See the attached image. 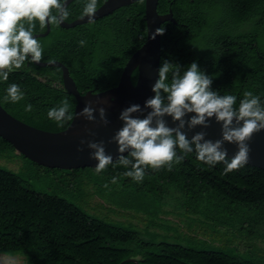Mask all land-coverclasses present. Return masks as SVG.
Returning a JSON list of instances; mask_svg holds the SVG:
<instances>
[{
  "label": "trees",
  "instance_id": "16d2710c",
  "mask_svg": "<svg viewBox=\"0 0 264 264\" xmlns=\"http://www.w3.org/2000/svg\"><path fill=\"white\" fill-rule=\"evenodd\" d=\"M86 2H72L65 21L80 18ZM103 2L98 0L97 8ZM169 10L175 23L161 25L160 67L169 60L184 71L196 62L212 77L214 91L237 97V107L245 91L260 96L264 104V0H159L158 13ZM45 31L37 22L35 34ZM146 32L145 0L75 28L50 25V33L38 38L44 47L42 62L52 58L63 63L81 94L102 92L118 84L126 63L145 43ZM81 40L85 41L83 46ZM137 74V70L132 74L133 84ZM12 83L20 85L25 98L5 103L3 97ZM63 98L70 101L75 113L76 100L64 89L60 68L26 61L6 82L0 81V105L13 117L41 130L60 132L70 125L72 121H65L60 127L47 115ZM28 104L31 111H25ZM0 150L14 148L0 137ZM177 153L182 154L178 148ZM225 167L223 162L204 164L193 151L171 171L148 168L140 183L124 177L127 169L119 165L110 164L103 172L110 178L117 176L124 187L142 192L175 185L189 194L193 203L198 202L201 192L208 191L234 206H263L264 170L246 164L225 175ZM0 254L24 256L28 264H261L222 251L145 241L136 231L95 219L61 197L33 190L20 175L2 167Z\"/></svg>",
  "mask_w": 264,
  "mask_h": 264
},
{
  "label": "clouds",
  "instance_id": "9594fccd",
  "mask_svg": "<svg viewBox=\"0 0 264 264\" xmlns=\"http://www.w3.org/2000/svg\"><path fill=\"white\" fill-rule=\"evenodd\" d=\"M66 4L67 0H0V81L6 82L9 74L22 68L26 61L39 63L44 59V47L35 35L36 23H39L40 29L48 25L60 26L71 14ZM97 6L98 0H87L84 5L81 15L87 17L89 23L94 22ZM163 33L164 29L158 28L152 38ZM79 43L83 46L85 41ZM47 63L53 64L55 60L49 58ZM181 70L179 64L164 60L152 87L154 96L147 99L144 105L151 111L141 118L136 114L143 113V109L133 104L121 112L123 126L109 141L118 145L120 155L115 163L113 157L106 154L103 141H80L81 145L87 143L92 150L90 158L98 161L95 166L97 174L110 164L113 167L119 165L127 169L122 174L124 177L140 183L148 168H167L171 171L173 165L182 163L193 151L199 161L209 166L223 162L226 165L225 175L249 162L251 148L248 142L264 130V104L260 96L245 91L237 107V97L214 91L212 77L201 71L196 62ZM24 98L20 85L12 83L6 89L3 101L18 103ZM72 107L70 101L63 98L57 107L48 111V118L60 127L77 115L88 121L95 120L96 110L91 101L78 114L72 112ZM31 110L32 105H26L25 111ZM189 114L194 115L186 119ZM99 116L104 125L109 123L105 108L99 109ZM166 116L172 118L175 127L168 125ZM213 118L221 124L220 139H206L204 131L195 133L189 139L182 131L186 126L189 130L197 126L208 128ZM225 143L237 147L230 159ZM177 148L182 154L177 153ZM77 150L83 151V148ZM125 152L128 155H123ZM117 180L118 177L113 176L111 183L116 184ZM104 187L108 188V184Z\"/></svg>",
  "mask_w": 264,
  "mask_h": 264
},
{
  "label": "rangeland",
  "instance_id": "374dc122",
  "mask_svg": "<svg viewBox=\"0 0 264 264\" xmlns=\"http://www.w3.org/2000/svg\"><path fill=\"white\" fill-rule=\"evenodd\" d=\"M0 167L20 175L33 190L61 197L95 219L136 231L145 241L222 251L264 264V205L234 206L208 191L193 203L175 185L142 192L119 181L113 184L104 172L91 168L80 173L45 168L15 150H0ZM0 264L28 262L21 255L0 254Z\"/></svg>",
  "mask_w": 264,
  "mask_h": 264
},
{
  "label": "water",
  "instance_id": "95a60500",
  "mask_svg": "<svg viewBox=\"0 0 264 264\" xmlns=\"http://www.w3.org/2000/svg\"><path fill=\"white\" fill-rule=\"evenodd\" d=\"M75 0H67L68 7ZM139 0H105L97 8L94 22L104 18L121 7L133 4ZM159 0H145V21H146V41L130 57L126 63L118 84L102 92L94 93L88 91L81 94L71 77L68 68L61 62L55 61L53 64L40 61L34 63L39 67H56L62 70L63 87L74 96L76 100L75 113H80L85 105L91 101L95 120L88 121L86 118L77 115L70 125L60 132H49L32 127L9 114L0 105V137L10 143L14 150L26 159L49 169L78 170L91 168L95 169L98 161L90 158L92 150L87 147V143L81 145L80 141H103L106 154L113 157V161L120 155L118 145L115 142H109L115 133L123 126L120 119L121 112L133 104H138L143 109V113H137L143 118L151 109L144 107L147 99L154 96L152 87L158 79V70L161 59V35L152 36L156 29L161 28L165 22L175 23L172 10L166 14H159L157 5ZM87 17H80L72 22H62L60 27L64 29L75 28L79 25L88 24ZM50 33V25L46 27L44 33L35 34L37 38H44ZM137 70V81L133 84L131 77ZM101 104V105H98ZM106 109V117L109 120L107 125L100 120L99 109ZM189 114L186 119L190 118ZM165 119L170 127H175L172 118L166 116ZM211 126L202 128L197 126L189 130L187 126L182 130L189 139L197 133L204 131L207 133L206 139L217 140L221 138V124L216 123L213 118L210 121ZM251 148L250 159L247 165L264 170V130L255 134L248 142ZM228 150L229 159L237 151L235 144L225 143ZM83 148V151H78ZM125 152L123 155H127ZM137 262L135 259L127 260Z\"/></svg>",
  "mask_w": 264,
  "mask_h": 264
},
{
  "label": "flooded vegetation",
  "instance_id": "af4514ba",
  "mask_svg": "<svg viewBox=\"0 0 264 264\" xmlns=\"http://www.w3.org/2000/svg\"><path fill=\"white\" fill-rule=\"evenodd\" d=\"M104 1H105V0H104ZM103 3H104V2H103ZM103 3H102V4H103ZM78 170H80V169H78ZM73 171L77 172V170H73ZM77 173H79V172H77Z\"/></svg>",
  "mask_w": 264,
  "mask_h": 264
}]
</instances>
